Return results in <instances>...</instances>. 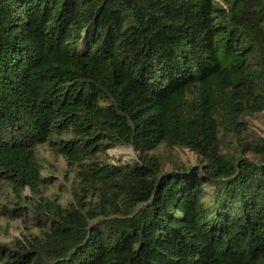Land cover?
<instances>
[{
  "label": "trees",
  "instance_id": "obj_1",
  "mask_svg": "<svg viewBox=\"0 0 264 264\" xmlns=\"http://www.w3.org/2000/svg\"><path fill=\"white\" fill-rule=\"evenodd\" d=\"M262 108L264 0H0V183L43 215L0 264H264ZM39 143L73 203L42 197Z\"/></svg>",
  "mask_w": 264,
  "mask_h": 264
},
{
  "label": "rangeland",
  "instance_id": "obj_2",
  "mask_svg": "<svg viewBox=\"0 0 264 264\" xmlns=\"http://www.w3.org/2000/svg\"><path fill=\"white\" fill-rule=\"evenodd\" d=\"M244 127L241 133L249 138L264 135V108L258 112L245 114L243 116ZM37 157L40 163V174L44 177L41 190L42 197H47L60 203L67 204L74 202L73 188L76 181L77 170L68 164L65 158L54 153L52 149L44 143L36 145ZM154 152L162 161L164 168H169L180 163L195 162V154L185 148L178 146L167 147L159 145ZM106 155L102 158L108 162H124L136 159V153L129 145H116L106 150ZM205 189L210 191L211 186L206 185ZM17 192L0 183V242L7 243L24 236L38 232V217L41 213L32 215L28 206L39 205L41 198L30 192L27 187ZM18 201L23 206H17ZM16 206V207H15ZM16 211L20 213H15ZM43 216V215H42Z\"/></svg>",
  "mask_w": 264,
  "mask_h": 264
}]
</instances>
